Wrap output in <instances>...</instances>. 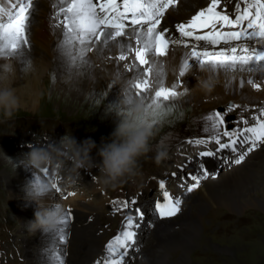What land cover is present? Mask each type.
Here are the masks:
<instances>
[{
  "label": "snow or ice",
  "instance_id": "obj_1",
  "mask_svg": "<svg viewBox=\"0 0 264 264\" xmlns=\"http://www.w3.org/2000/svg\"><path fill=\"white\" fill-rule=\"evenodd\" d=\"M177 3L178 0H56L53 4L56 10L50 19L53 21L51 26L61 30L56 45L61 78L65 73L71 77L73 69L78 72L91 69L93 62L87 54L94 50L103 59L128 61L123 67L133 75L126 80L123 98L142 97L149 108L155 109L156 115L160 110H170L174 105L169 102L180 95L177 90L180 83L165 86V66L159 59L168 55L170 45H182L188 49L180 65L179 77H184L193 67L210 70L213 74L222 72L226 77L237 72L264 73V0H237L231 13L221 7V0H208L206 6L187 20L176 23L174 34L170 35L169 28L160 29V25L167 9ZM241 3L245 6L241 7ZM33 7V0H0V57L19 59L25 72L32 67L28 53L31 50ZM105 49L109 53L107 56L104 55ZM113 49L115 55H112ZM120 75L117 63L116 77ZM244 83L241 79V87ZM247 83L259 90L264 75L259 80L248 79ZM235 107L238 106L230 105L223 111L206 115L204 131H210L211 135L206 139L187 141L205 146L214 142L218 146L215 151L199 152L200 158L219 157L227 150L232 156H223V159L230 160V165H239L264 143V107L253 113L252 124L247 119L226 121L225 116ZM240 123L244 127L235 126ZM228 124L234 126L229 128ZM222 137L227 138L226 142H221ZM172 175L175 177L176 173ZM215 175L212 173L213 178ZM208 176L209 171L201 160L194 174L181 177L179 187L184 193L192 192ZM52 183L54 190L60 192L57 178L53 177ZM165 183L164 180L159 182L163 202L157 200L152 207L158 219L174 217L181 211V196L166 191ZM32 184L38 190H45L38 173L33 174ZM136 203L134 198L113 201L112 213L115 215L122 209H130ZM52 211L59 213L60 218L54 231L44 232L47 243L42 249L41 264H65L72 210L54 205ZM134 212L135 215L130 212L124 217L121 230L105 245V255L95 264H125L129 251H140L137 230L145 220V212L139 206ZM148 226H153L151 221Z\"/></svg>",
  "mask_w": 264,
  "mask_h": 264
},
{
  "label": "bare ground",
  "instance_id": "obj_2",
  "mask_svg": "<svg viewBox=\"0 0 264 264\" xmlns=\"http://www.w3.org/2000/svg\"><path fill=\"white\" fill-rule=\"evenodd\" d=\"M55 2L56 0H35L33 3V23L30 35L31 50L28 53L32 60L31 70L26 72L22 71V64L19 59L14 57H0V81L6 76L5 68H10L14 73L10 78V83L20 99V109L33 112L39 106V101H42V93L45 96L47 95V92H43L46 84L42 83V79L48 74L49 69L57 71V88L60 90V93H68L71 98L78 101H83L82 99L93 100L95 90H103L112 82L119 85L120 94L122 95L127 78L133 75V73H129L123 67L128 61L117 62L115 59H103L98 56L96 50L87 54L88 58L93 62L91 69L86 71L81 70L80 72L73 69L71 77L65 73L63 78H61L62 70L59 68L61 61L58 58L56 48L57 38L61 30L59 28H51L49 24L50 14L55 10L53 8ZM205 4L206 0H178V3L169 10L165 24L174 27L176 23L187 20ZM187 51L188 49L181 47L169 46L168 55L159 58L165 66V86L171 87L177 82H184L185 88L189 90L185 96L178 97L181 99L179 101H181L182 105L192 104V102L199 103L201 100L214 97L215 95L224 98L228 94L230 95L228 100L242 98V100L256 99L258 101L264 98V83L263 92L260 93L250 92L249 89L241 87L240 85L241 79L245 83H247L248 79L259 80L261 75H264L261 72H237L227 77L222 72L214 74L217 81L216 87L212 93L204 94L197 87L198 78L205 74L203 71L193 67L184 77H179L180 65ZM108 54L107 49H105L104 55L107 56ZM112 55H115V49H113ZM117 63L120 65L121 75L119 78L116 77ZM15 142L17 144L18 140L15 139ZM44 143L46 145L51 144L48 141H44ZM17 153H21L19 149H17ZM253 155L256 159L255 162L243 163L235 168H231L227 172H222L214 181L205 182L189 199V208L181 217L172 221L158 223L155 231L151 235H146L143 239L145 243L144 252H146L147 248L151 249L152 245L153 247L156 245L157 247L154 248L156 250L158 248V250L152 257H147V260L142 264H199L198 260L192 258V250L195 242L197 240H203L204 238L202 228L204 222L202 223V216L208 212V209L215 206L220 205L227 212L238 215V217L247 211V209L264 212V183H261V180H264V148L255 152ZM13 160L18 163L21 159L14 157ZM11 163L14 166L12 161ZM5 173L2 176L7 181L9 197L12 199L10 200L17 205L16 216L20 219L22 229L25 232L22 240L25 254L29 258V264H36L32 250H34L37 244L40 245V249L43 248L44 241L41 232L33 233L28 231L26 227L27 221L34 219L36 205L25 200V193L23 191L26 183L33 179L32 173L26 171L23 166L15 167L12 173ZM67 175L74 176V174ZM233 186L234 188H231ZM89 189L93 192L91 187ZM53 196V193L50 192L42 198L44 206H54ZM193 203H195V206L191 208ZM58 204L63 209L66 206H73L77 213V217L72 225L74 230L71 244L75 245L78 256L71 261L73 264H88L93 260L92 248L96 246L97 242L94 237L97 235L93 229L94 226H91L86 233L79 235L78 232L81 228L77 227L79 223L78 218H80L82 213L85 217H88L86 215L92 212L100 213L102 206L99 203H86L83 195L75 196L67 201L59 200ZM91 217L94 218V214ZM175 226L182 229L176 230ZM177 231H179L178 234H175ZM169 233H172V235ZM211 243L213 242L208 241L207 245L216 251L220 249L227 253L231 252L230 250L221 249L225 247H219ZM176 252H181V254L176 256V261H172V255ZM206 259V264H212L209 261V257H206Z\"/></svg>",
  "mask_w": 264,
  "mask_h": 264
},
{
  "label": "rangeland",
  "instance_id": "obj_3",
  "mask_svg": "<svg viewBox=\"0 0 264 264\" xmlns=\"http://www.w3.org/2000/svg\"><path fill=\"white\" fill-rule=\"evenodd\" d=\"M48 74H46L42 79V83L46 84L43 92H47V95L45 96L44 93H42V101H39V106L34 109L33 112H27L19 109V111L15 113L14 117L11 120H8V122L3 121V118L0 117V137L2 136L1 133L3 132V129L11 126L12 124L19 126V131H30L31 133L35 132L39 139L45 136L47 139L53 141L54 144L57 142L58 138L63 136L66 132L69 134H74V136L79 141L91 137L96 141L97 144H100L102 137H109L115 127L114 116L105 117V113H109L113 106L116 105L118 101L123 99V95L120 94L119 85L112 82L107 88L103 90H95L93 93V100L82 99L83 101H78L74 98H71L68 93H60V90L57 88L58 75L55 74L54 69H49ZM243 87L247 88V83H245ZM184 88L185 86H181L177 90L179 92H184V90H182ZM117 92L119 94H117ZM116 96L119 98H116ZM218 97L219 96L215 95L214 97L207 98V100H213V104ZM225 97L227 100L225 99L224 103L228 101L230 95L227 94ZM179 100L181 99L175 98L174 100L170 101L169 104L174 105L170 108V110H160L158 114L152 117V127L155 133L151 141L153 151L140 158L138 169H142L143 165H148L147 168L150 169L152 173H154V171L159 170V167H163L161 165L152 163L151 159H153L155 155V148L161 143L164 144L165 136L167 135L172 124L171 122H180L188 119L189 117L192 118L197 114H203L205 113L204 110L209 112L212 107L215 109L219 106L225 105L222 102L211 106L204 104L203 107L202 102L199 105L198 102L182 105L181 101ZM237 100L242 101V98ZM188 130L191 132L193 128L188 127ZM226 139L227 138L223 137L222 141H226ZM93 155H95V153H93ZM7 156L10 155L0 151V212L2 213V216H0L2 217L1 221L3 222L1 239H3L4 242L8 241L12 244V237L14 236L11 235V230L13 226L16 228L14 221L17 218V205L14 204L11 201L12 199L9 197L7 181L3 178V176L6 174L5 172L12 173L15 166H12L11 161L8 159L9 157ZM138 177L136 178V181L133 177H131L123 180L115 186H105V188L112 195H119L122 191L133 193L139 189ZM133 180L135 182H133ZM261 183H264L263 179L261 180ZM231 188H234V186ZM89 191L91 192L90 189ZM80 195L81 192L77 196ZM87 196L88 194L86 197ZM59 200L60 199H57L56 201L53 200V205L56 203L58 204ZM193 205L195 206V203L191 205V208H193ZM186 211L184 213H186ZM4 214L6 217L3 216ZM202 223L204 238L203 240H197L194 244L195 248L193 247L192 250V258L198 260L199 264H206V257H209V261L212 264H264V212L247 209V211L238 217V215H233V213L227 212L219 205L208 209V212L202 216ZM98 225H100V223L97 218L91 225L94 226L93 229L95 230L96 235H98ZM90 227L81 228L78 234L81 235L86 233ZM180 229L182 228L179 227L177 230ZM109 230L110 229H105V234H102L105 236V240L110 235ZM21 232L23 235L25 234L23 229H21ZM178 232L179 231L175 232V234H178ZM19 233V230H17V237ZM169 234L172 235V233ZM17 240L20 242L19 237L16 239V241ZM208 241L213 242L211 244L217 245L219 247H225L221 249L230 250L231 252L227 253L220 249L216 251L214 248H210L209 245H207ZM39 247L40 245L37 244L34 247V250H32L36 264H39L40 262L36 257V250L39 251ZM154 247L157 246L154 245ZM154 247L152 245L151 249ZM19 249H21L20 246ZM70 249V258L73 261L75 257L78 256L75 245L70 244ZM157 250H155V253ZM180 254L181 252L174 253L172 255V261H176V256Z\"/></svg>",
  "mask_w": 264,
  "mask_h": 264
},
{
  "label": "clouds",
  "instance_id": "obj_4",
  "mask_svg": "<svg viewBox=\"0 0 264 264\" xmlns=\"http://www.w3.org/2000/svg\"><path fill=\"white\" fill-rule=\"evenodd\" d=\"M202 71L205 74L198 78L197 87L204 94H210L217 81L210 70ZM5 73V78L0 81V117L3 121H8L19 111L20 99L10 83L14 73L7 67ZM188 92L185 88L179 96ZM154 113L155 109L149 108L142 97L131 100L125 97L119 104L114 105L109 113H105V117L114 116L115 127L109 137L101 138L100 144L91 137L79 141L74 134L66 132L55 144L45 146L34 134L35 142L28 144L30 151L24 154L18 163L9 157L16 168L23 166L32 176L34 173H42L43 177H46L47 170L49 177L50 169L54 170L51 178L41 177L45 190H38L32 184V179L23 189L25 200L36 205L34 219L26 223L28 231L44 233L54 231L58 227L60 214L52 211V207L44 206L42 198L54 190L52 178H56L59 171L66 168L80 176L81 169L89 172L95 168L99 170V175L93 176V179L100 181L104 186H115L127 178L136 176L140 158L153 151L151 141L155 135L152 127ZM153 159L157 165L168 159V151L163 143L155 148ZM67 180L69 184L75 183L72 175H68ZM57 205L61 207L60 204Z\"/></svg>",
  "mask_w": 264,
  "mask_h": 264
}]
</instances>
